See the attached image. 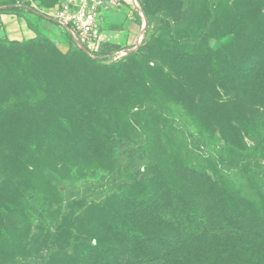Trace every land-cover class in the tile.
Listing matches in <instances>:
<instances>
[{"label": "rangeland", "instance_id": "1", "mask_svg": "<svg viewBox=\"0 0 264 264\" xmlns=\"http://www.w3.org/2000/svg\"><path fill=\"white\" fill-rule=\"evenodd\" d=\"M147 6L100 11L137 33L95 58L0 35V264H264V0ZM119 143L147 171L115 178Z\"/></svg>", "mask_w": 264, "mask_h": 264}, {"label": "built area", "instance_id": "2", "mask_svg": "<svg viewBox=\"0 0 264 264\" xmlns=\"http://www.w3.org/2000/svg\"><path fill=\"white\" fill-rule=\"evenodd\" d=\"M119 7L120 0H64L43 10L30 4L38 16L60 28L77 50L91 58L98 57L102 46L99 39L100 11Z\"/></svg>", "mask_w": 264, "mask_h": 264}, {"label": "trees", "instance_id": "3", "mask_svg": "<svg viewBox=\"0 0 264 264\" xmlns=\"http://www.w3.org/2000/svg\"><path fill=\"white\" fill-rule=\"evenodd\" d=\"M147 4H148V0H140L141 11L146 18V28L151 26L154 27L156 24L158 25V21H163L167 19V16L162 14H160L158 17H156V15H153L150 12ZM2 9L3 11L0 12V14H9L16 16L18 19L24 20L28 26L33 25L30 18H33L36 21L42 20V18L38 16L33 11V9L30 8V3H23L17 6L15 5L5 6ZM38 33L39 32L37 31V35L35 38L38 37ZM65 36L69 45L73 47L76 51H79L73 46L69 37L67 35ZM121 41L123 42V40ZM9 43L18 45L16 41H10ZM103 46L105 47L100 49L101 54L106 53L107 52L106 46H110V45H103ZM112 46L115 48L120 47V45H112ZM146 167H147L146 159L138 153V150L136 148L132 147L128 143H119L117 145L112 160V174L116 176L115 178H120L122 176H126L133 173L140 174L142 172L147 171ZM253 229L260 234L263 231L261 227H257V226H254Z\"/></svg>", "mask_w": 264, "mask_h": 264}, {"label": "crops", "instance_id": "4", "mask_svg": "<svg viewBox=\"0 0 264 264\" xmlns=\"http://www.w3.org/2000/svg\"><path fill=\"white\" fill-rule=\"evenodd\" d=\"M126 7H128L126 5ZM125 8V6H124ZM120 9L119 12L114 14L107 13L109 17V27L100 28L99 39L102 45H117L125 35L126 45H131L137 33V25L132 19H123L126 15L130 14ZM115 20V21H114ZM122 20V21H117ZM33 23V22H32ZM38 27L36 25L28 26L24 20L18 19L16 16L9 14H0V35L11 41L30 40L36 37Z\"/></svg>", "mask_w": 264, "mask_h": 264}]
</instances>
